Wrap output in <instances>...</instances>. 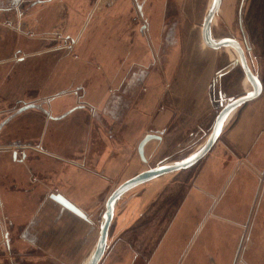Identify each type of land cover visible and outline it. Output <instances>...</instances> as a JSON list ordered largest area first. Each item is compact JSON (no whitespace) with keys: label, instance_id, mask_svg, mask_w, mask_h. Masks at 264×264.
Segmentation results:
<instances>
[{"label":"crops","instance_id":"0c3cea01","mask_svg":"<svg viewBox=\"0 0 264 264\" xmlns=\"http://www.w3.org/2000/svg\"><path fill=\"white\" fill-rule=\"evenodd\" d=\"M13 1L0 0V11L16 13ZM37 1L27 7L28 12L32 9L30 18L41 9V15L34 16L35 24L17 14L16 24L10 23L15 51L8 58L0 56V112L17 111L21 104H27L23 100L40 107V113L30 121L21 120L22 112L15 111L0 130V264L3 258H8L7 264H85L99 235L106 198L119 184L147 169L139 166L167 140V129H161L162 125L176 120L171 112L174 106L160 107L158 102L163 38L158 3L152 0L146 9V0H136L138 14L145 18L131 43L120 35L118 56L113 42L116 36L92 18L95 7L84 15L80 0ZM113 5L106 2L109 9ZM58 8L67 11L62 20H66L69 33L55 39L49 13ZM100 8L103 15L105 7ZM58 16L53 19L57 21ZM196 36L205 49L201 29ZM67 37L75 41L76 58L58 55L53 64L55 52L63 50L61 41ZM172 38L174 33L166 38L167 45L175 42ZM146 41L150 56L145 51ZM96 43L102 45L100 55ZM214 56L205 50L204 54L164 57V72L167 70L169 85L175 87L173 92H184L185 102H191L185 108H198L188 98L192 93L200 94L201 99L206 94L209 103L217 99L221 107L237 97L226 99L222 89L216 90L215 82L232 69H217L213 77L210 62ZM24 64L26 68L17 69ZM259 82L262 92L263 82ZM40 86L45 91H37ZM66 95L72 103L63 99ZM249 102L235 110L232 122L222 126L218 153L192 180L166 183L168 175L181 171L167 173L117 199L106 249L98 264L230 263L234 239L256 189L248 167L264 169V103L252 109L246 108ZM150 133L159 134L160 139L145 144L144 162L137 146ZM16 150H23L24 157L11 158ZM162 188L166 189L164 195ZM179 190L183 193L178 198ZM56 193L77 206L87 219L53 200L50 195ZM256 205L249 208V221L256 219ZM260 214L262 218L263 209ZM144 220L153 223L147 225ZM207 223L203 239L200 233ZM260 223L261 219L255 227L243 225L249 237L254 234V240L258 235L264 240ZM263 252L264 248L260 249L259 258Z\"/></svg>","mask_w":264,"mask_h":264},{"label":"rangeland","instance_id":"374dc122","mask_svg":"<svg viewBox=\"0 0 264 264\" xmlns=\"http://www.w3.org/2000/svg\"><path fill=\"white\" fill-rule=\"evenodd\" d=\"M103 2H97V0H80L81 4L83 5V8L81 9V13L84 10L83 14L88 12L87 10H93V7H95L93 11V19L94 22H101V25L106 27V31L112 35H114L115 38H113L114 42V49H116V54L119 56L121 53V47H120V35L125 36L129 42L131 43L132 40L135 38L138 34V27L143 24V18L140 17L136 8V0H102ZM142 1V0H138ZM158 3V26L160 28V31L162 33V41H161V69L159 74L160 79V97L158 99V102L160 104V107L165 108H172L171 112H174L176 115V120L172 122L171 124L162 125V128H166L167 131L164 134V138H167L166 142L162 144L161 147L158 148V150L154 151V154L148 159L146 164H141L139 166V169L143 168H149L169 162H177L180 160H183L187 157L188 154L195 151L206 139L208 128L211 127L213 122V116L216 114V111H218L221 107L220 102L217 99H214L213 102L209 103L206 98V94L203 99H201L200 94H188V98L190 101L194 100L196 107L198 108H185V105H191V102L188 103L185 102L186 97L184 92L177 93L173 92V89H175L174 86L169 85V79L167 77V70L164 72V64L163 60L164 57L171 56H178L182 57L185 53H191L194 52L196 54H204L205 50L208 52L216 55L214 57H211V63L210 66L213 68V77L216 76V70L222 69L224 67V71H228L232 61L237 59V55L235 52L230 49H220V50H208L204 49L199 43V38L196 36L197 30L201 29V24L206 17V13L209 10L211 0H155ZM106 2H114V7H111L110 9L108 6H106ZM152 2V0H146L145 7L147 9L148 5ZM7 5V4H6ZM100 6L105 7L102 9L104 12L103 15H100L99 9ZM123 6V7H121ZM122 8V9H120ZM28 8L25 9V14L21 16H17L19 18L26 17V20L29 18L32 25L35 24L36 19L34 16H40L41 15V9L37 12H35L33 15V18H30V11L28 12ZM27 13V14H26ZM59 13V18H56V16ZM67 13V11H65ZM64 9L58 8L52 9L50 11L49 16L51 17L50 20V29L51 31H55L52 34V37L55 39H59L61 33L66 36L67 33H69L66 20H62L65 15ZM20 13L18 12H1L0 11V24L3 23L0 27V33L2 34L0 37V56L1 57H10L13 55L16 45L14 43V40L12 38V27L10 26V23H13V25L16 24L15 19L16 15ZM85 15V14H84ZM38 16V17H39ZM63 17V18H62ZM66 18V17H65ZM24 21V19H22ZM13 21V22H12ZM128 22V23H126ZM37 24V23H36ZM99 24V23H98ZM212 35L215 39H227L232 38L236 39L241 43V45L245 48L248 47V51H246V56L248 60V64L252 71L258 76V78L263 82L264 86V0H223L222 6L219 9L218 14H216L213 18L212 22ZM113 27V28H112ZM31 32V31H30ZM71 32V31H70ZM171 33H174V39L175 41L170 46L167 45V39ZM176 34V35H175ZM63 36V37H64ZM69 36V35H68ZM173 36V35H172ZM73 38V37H72ZM69 40V39H68ZM110 39H106V42H109ZM147 41L145 44V51L148 53V56H150V50L147 45ZM14 44V45H13ZM97 44V53H101V44ZM158 44H156L157 47ZM155 47V48H156ZM74 49L72 50H62L61 52H55V60L58 55H63L66 57H70L71 59L76 58V54H74ZM157 51L155 50V53ZM115 62L113 61V64ZM212 64V65H211ZM27 65V64H26ZM26 65L18 66L17 69H24L26 68ZM120 66L119 64H115ZM28 67V66H27ZM16 68V67H15ZM218 75V74H217ZM1 79V78H0ZM215 88L216 90L222 89V92L224 93L226 99L232 98L238 95H243L246 92H248L251 89V86L249 85L247 79L245 78L243 71L240 66L234 67L229 73H226L225 76L222 77V79L218 82H215ZM37 91H45L46 88L43 86L36 87ZM71 95V94H70ZM73 96V95H71ZM63 99L68 100L69 102L72 99L69 98L68 95L64 96ZM28 101H34L29 100ZM22 102H26L27 104L33 103V102H27L23 100ZM64 104H67L69 102L64 101ZM225 102V101H224ZM223 102V103H224ZM253 102V103H252ZM15 102H11V104H14ZM251 103V104H250ZM264 103V89L259 95L257 99L254 101H250L247 103L246 108L252 107V109H255L256 107H263ZM18 105V102H16ZM223 105V104H222ZM7 112V110L0 112L1 118L4 117V114ZM37 113H40V110L37 108H29L24 111H22L21 120L30 121L35 119V116ZM237 113H235L232 118L230 119L232 122V119L235 118ZM71 115H68L70 117ZM37 119H39L37 117ZM20 120V121H21ZM61 120V119H60ZM190 121L192 123L190 124ZM53 122H59L63 124L64 122L56 121ZM39 124V122H38ZM228 124V123H227ZM229 126V125H228ZM152 126H149V128ZM171 138V139H170ZM173 139V141H172ZM221 139V138H220ZM170 140V141H169ZM220 140L218 139L216 143L213 145L210 152L197 164L198 167H192L189 170H184L179 173H173L172 175H168L167 179H165L166 183L170 182H186L189 179L192 180L194 175H196L201 168H203V164L208 162L207 160H210V158L216 156L218 153V144ZM20 153V152H19ZM209 158V159H208ZM204 161V162H203ZM203 162V163H202ZM201 164V165H200ZM248 167V166H247ZM251 167V166H250ZM248 167V170L250 172V180L255 181V190L252 196V202L249 204V206L246 209V217L244 220L241 221V224L247 225L248 223H251L253 227H255L256 223H258L261 219V226H264V169L258 170L254 168ZM194 168V169H193ZM248 180V179H246ZM163 186V185H162ZM168 186V185H166ZM166 189L162 188V195H164V191ZM168 190V189H167ZM182 190H179L180 193H177L176 196L182 195ZM243 191V190H242ZM178 192V187H177ZM183 193V191H182ZM167 194V193H166ZM178 201V200H177ZM178 203V202H177ZM256 205L257 207V215L255 220L249 221L248 218V211L249 208H253ZM260 204V205H259ZM263 207V208H262ZM260 209H263V215L261 218V214L259 215ZM152 212V209L150 210ZM154 211V210H153ZM257 221V222H256ZM144 224H152L153 221L150 220H144L142 222ZM241 225L238 234L234 239L233 246H232V253L230 257V263H233V257L235 254V250L237 248L239 239L241 235L244 233L246 234L245 227ZM249 225V224H248ZM208 226L209 224H205L203 230L200 233V236L202 238H205V235L208 233ZM150 228H153V226ZM250 228V226H249ZM254 234L250 236L249 240L244 241L239 258L237 262L239 263V260L241 261L240 264H264V252L262 254V258H259L258 254L260 253V249L264 248V240L263 238L258 235L257 238L255 237L254 240ZM200 238V237H199ZM2 254V253H1ZM4 256V254H2ZM2 264L8 263V258H3ZM236 262V263H237ZM237 263V264H238ZM210 264H214V262H210Z\"/></svg>","mask_w":264,"mask_h":264},{"label":"water","instance_id":"95a60500","mask_svg":"<svg viewBox=\"0 0 264 264\" xmlns=\"http://www.w3.org/2000/svg\"><path fill=\"white\" fill-rule=\"evenodd\" d=\"M34 2L33 1L30 2V0H14L13 4H16L20 15H23L25 14V9H27L28 6L34 4ZM37 2H39V0ZM222 2L223 0H213V9L211 12L207 13L206 17L204 18L201 24V41L203 46L211 51L214 50L217 51L220 49H227V48L234 50L239 56V59L237 58L235 60V63L239 64V66L241 67L245 78L247 79L249 85L251 86V89L248 92H246L244 95H239L233 99H230L222 105V107L218 110V112L214 117V120L208 131V135L205 142L202 144L200 148H198L190 156L177 162L161 164L142 170L141 172L125 180L124 182L119 184L116 188H114V190L106 198L105 210L99 226V235L95 247L90 253L87 262L85 264H98L101 258L103 257L107 245L108 231L113 217L114 205L117 199L124 192L158 176L171 172L187 170L193 167L194 165L198 164L212 149L227 117L244 103L251 101L259 96L261 92V86L258 77L253 73V71L251 70L248 64V60L246 56V51H248V47L246 46L244 48L241 45V43L236 39L227 38L215 42V40L212 38V31H211L213 25L212 21L214 16L218 14L219 9L222 6ZM138 8H140V5L138 6ZM37 107L38 105L34 103L25 104L16 111V114L26 109L37 108ZM72 110H74V108L70 109L65 114H62L56 118H61L66 114H68L69 112H71ZM6 121L2 122L0 127L3 124H5ZM152 139H160V135L155 133L146 134L138 143L137 151L141 160L144 162H146V158L144 157V146L149 140ZM50 197L59 204H61L63 207L71 211L72 213L76 214L77 216L85 220L87 219V216L77 206H75L73 203L68 201L61 194H57V193L51 194ZM238 253H239V248H237V251L235 252L232 264H235Z\"/></svg>","mask_w":264,"mask_h":264},{"label":"flooded vegetation","instance_id":"af4514ba","mask_svg":"<svg viewBox=\"0 0 264 264\" xmlns=\"http://www.w3.org/2000/svg\"><path fill=\"white\" fill-rule=\"evenodd\" d=\"M31 1H33V0H30V2ZM17 10V12H18V9H16ZM13 22V21H12ZM69 39V40H68ZM62 44H61V48L64 50V49H66V50H72L73 49V46H74V39L72 38V37H67V38H63L62 39ZM23 105H25V104H21V107L23 106ZM36 105H38V107H37V109H39L40 107H39V104H36ZM15 111L16 110H13L12 108H10L9 110H7V112H6V116L5 117H3L1 120H0V125H1V123L2 122H5L6 120L8 121V120H10V118L14 115V113H15ZM2 113H0V115H1ZM6 121V122H7ZM5 124H3L1 127H0V130L3 128V126H4ZM20 152V153H19ZM12 155L13 156H15L14 157V160H16L17 158L18 159H21V158H23L24 157V152H23V150H19V151H14V154H12L11 153V155H10V157L12 158ZM19 155V156H18ZM246 235L247 234H243V235H241V237H240V239H239V242H238V245H237V248H239V253H238V256H237V259H236V261H235V264H237L238 262H237V260H238V258H239V255H240V249H241V247H242V245H243V243H244V241H246V240H249V236L247 235V237H246ZM237 248H236V250H235V252L237 251ZM235 255V254H234ZM234 258V257H233ZM240 261V260H239ZM237 262V263H236ZM240 264V263H239Z\"/></svg>","mask_w":264,"mask_h":264},{"label":"bare ground","instance_id":"6f19581e","mask_svg":"<svg viewBox=\"0 0 264 264\" xmlns=\"http://www.w3.org/2000/svg\"><path fill=\"white\" fill-rule=\"evenodd\" d=\"M212 9H213V0H211L210 7H209V10L207 11V13L211 12ZM207 13H206V15H207ZM212 22H213V21H212ZM212 38L215 40V42L220 41V39H215V38L213 37V35H212ZM233 51H234V50H233ZM234 52H235V51H234ZM235 54L237 55L236 52H235ZM237 58L239 59V56H238V55H237ZM236 66H239V64H236V63H235V60H234V61L232 62V64H231V67H230V68L233 69V68L236 67ZM243 95H244V94H243ZM238 108H239V107H238ZM234 112H235V111H233V112L227 117V119L225 120L223 126L226 124V122L229 121L230 117L233 115ZM206 138H207V137H206ZM218 138H219V137H218ZM218 138H217V140H218ZM205 140H206V139H205ZM205 140H204V142H205ZM217 140H216V141H217ZM204 142H203V143H204ZM203 143H202V144H203ZM202 144H201L198 148H200V147L202 146ZM198 148H197V149H198ZM197 149H196V150H197ZM196 150H195V151H196ZM195 151H193V152H195ZM193 152H192V153H193ZM169 163H173V162H169ZM165 164H168V163H165ZM86 262H87V260H86ZM86 262H85V263H86Z\"/></svg>","mask_w":264,"mask_h":264}]
</instances>
